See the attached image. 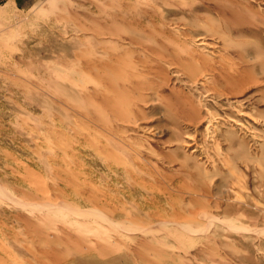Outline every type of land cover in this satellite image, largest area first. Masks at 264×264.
I'll return each mask as SVG.
<instances>
[{"label":"rangeland","instance_id":"1","mask_svg":"<svg viewBox=\"0 0 264 264\" xmlns=\"http://www.w3.org/2000/svg\"><path fill=\"white\" fill-rule=\"evenodd\" d=\"M0 264H264V0H0Z\"/></svg>","mask_w":264,"mask_h":264},{"label":"bare ground","instance_id":"2","mask_svg":"<svg viewBox=\"0 0 264 264\" xmlns=\"http://www.w3.org/2000/svg\"><path fill=\"white\" fill-rule=\"evenodd\" d=\"M203 43V42H202ZM196 63V62H195ZM232 74V73H231ZM242 114V113H241Z\"/></svg>","mask_w":264,"mask_h":264}]
</instances>
